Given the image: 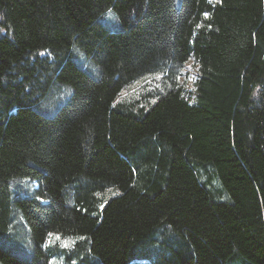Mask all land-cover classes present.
<instances>
[{"label": "trees", "instance_id": "1", "mask_svg": "<svg viewBox=\"0 0 264 264\" xmlns=\"http://www.w3.org/2000/svg\"><path fill=\"white\" fill-rule=\"evenodd\" d=\"M51 235L62 264H264V0H0V264Z\"/></svg>", "mask_w": 264, "mask_h": 264}, {"label": "rangeland", "instance_id": "2", "mask_svg": "<svg viewBox=\"0 0 264 264\" xmlns=\"http://www.w3.org/2000/svg\"><path fill=\"white\" fill-rule=\"evenodd\" d=\"M108 15L113 16V11L111 10V13L109 11L107 12ZM100 23L104 26H106L109 30L115 31L118 29L119 24H114L112 22H106L105 17L99 19ZM197 65H195L194 61L190 59L187 61L181 70L180 76H179V85L184 87V90L186 92H191L194 90V82L197 76ZM153 77H148L144 79H140L136 81L132 87L126 91H124L122 94L123 95H132V94H138L140 89L145 88L146 84L151 81ZM68 95L67 90H62L59 94V97L65 98ZM186 95H190L189 93ZM61 104L54 105L52 109H49L48 111L45 112L47 115H52L56 109L60 106ZM203 175L206 177V180L208 179L209 171L204 172ZM209 185L213 188H216L218 186V183L216 180L212 179L209 183ZM115 192L113 190H109L106 195H115ZM75 239H70V238H62L57 235H51L48 240V246L51 248H55L56 254L51 258V264H62V259H63V253L65 250L71 248L72 244L75 242ZM235 264H242L241 262H236Z\"/></svg>", "mask_w": 264, "mask_h": 264}, {"label": "snow or ice", "instance_id": "3", "mask_svg": "<svg viewBox=\"0 0 264 264\" xmlns=\"http://www.w3.org/2000/svg\"><path fill=\"white\" fill-rule=\"evenodd\" d=\"M109 13H111V10H109Z\"/></svg>", "mask_w": 264, "mask_h": 264}, {"label": "bare ground", "instance_id": "4", "mask_svg": "<svg viewBox=\"0 0 264 264\" xmlns=\"http://www.w3.org/2000/svg\"><path fill=\"white\" fill-rule=\"evenodd\" d=\"M157 244V243H156Z\"/></svg>", "mask_w": 264, "mask_h": 264}]
</instances>
